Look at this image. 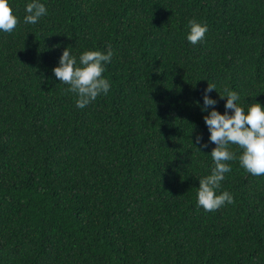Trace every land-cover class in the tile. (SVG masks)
<instances>
[{
    "label": "trees",
    "instance_id": "obj_1",
    "mask_svg": "<svg viewBox=\"0 0 264 264\" xmlns=\"http://www.w3.org/2000/svg\"><path fill=\"white\" fill-rule=\"evenodd\" d=\"M31 2L0 31V264H264V175L229 161L234 203L197 205L208 83L221 115L226 88L264 107V0H38L34 25ZM66 48L113 53L83 109L53 73Z\"/></svg>",
    "mask_w": 264,
    "mask_h": 264
},
{
    "label": "clouds",
    "instance_id": "obj_2",
    "mask_svg": "<svg viewBox=\"0 0 264 264\" xmlns=\"http://www.w3.org/2000/svg\"><path fill=\"white\" fill-rule=\"evenodd\" d=\"M27 15L25 24H36L39 19L47 14L44 4L38 0H32L26 5ZM18 20L9 6L8 0H0V31L11 33L17 26ZM190 33L187 41L196 45L203 41L206 25H201L195 20L189 22ZM113 53L104 54L100 51H85L77 59L71 55L69 48L63 51L59 60V66L53 69L54 76L69 87L66 92L76 95V107L83 109L95 101L101 94L107 95L110 90V82L104 78V65L111 61ZM215 91V85L209 84L203 97L204 108L212 111L204 116V122L210 132V142L216 147L211 152L214 167L211 173L199 180L197 191V205L206 212H214L225 203H234L233 197L228 192L220 195L216 190L220 188L225 178V173L232 169L229 161L238 159L239 165L245 172L253 176L264 175V107L259 103H253L247 112L236 103L239 96L235 91L225 89L227 102L225 113L221 115L215 110L216 100L209 98L208 93ZM221 99L225 97L220 96ZM232 110V114H228ZM202 137H196V144H201ZM230 145H235L241 150L239 157L230 150ZM201 147L206 148L207 144Z\"/></svg>",
    "mask_w": 264,
    "mask_h": 264
}]
</instances>
